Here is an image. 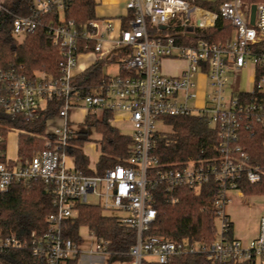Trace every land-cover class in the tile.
Returning a JSON list of instances; mask_svg holds the SVG:
<instances>
[{
    "label": "built area",
    "instance_id": "built-area-1",
    "mask_svg": "<svg viewBox=\"0 0 264 264\" xmlns=\"http://www.w3.org/2000/svg\"><path fill=\"white\" fill-rule=\"evenodd\" d=\"M67 1L34 0L30 16H16L12 21L16 38L40 25L46 29L60 56V77L55 80L37 74L30 78L21 68L0 69V117H22L32 123L52 100L58 98L62 103L57 115L44 123L41 149L26 161L18 156L13 160L7 157L8 135L18 130L8 129L5 136L0 133V197L14 183H40L51 196L53 208L45 218L46 230L32 233L27 242L0 233V254L28 246L44 264H68L79 258L81 251L80 243L66 237V231L75 223L77 207L90 205L103 212H116L120 223L134 231L135 242L128 252L131 261L127 264H167L175 257L202 251L210 264H264V214L259 218L257 236L246 245L233 237L225 214L228 191L237 190L241 181L264 183V163L262 168L252 165L235 143L245 122L264 126V95L256 96L252 89L246 92L249 96L236 95L237 91L225 97L228 74L247 65L264 67V0L256 4L245 0L222 2L220 14L233 30L231 40L223 43L205 42L193 32H181V36L193 39L189 43H181L173 36L178 28L213 27L217 17L185 0H125L127 28L122 29L121 20L116 36H112L115 26L110 20L65 22ZM199 12L212 15V22L200 24ZM49 14H56L58 23L43 24L41 17ZM90 44L93 48L89 51ZM124 48L130 50L129 59L116 76H106L95 93L83 94L71 84L76 75L97 60L116 56L120 50H113ZM82 57L89 63L77 72V61ZM165 60L183 61L185 67L178 75H165ZM256 89L263 92L264 75ZM73 112L82 115V123L70 121ZM103 113L111 115L113 126L124 122L129 127L130 156L101 175H87L76 166L68 150L79 133L92 132L84 124L87 115L100 117ZM188 115H197L218 129L219 145L212 148L214 154L209 157L162 166L150 154L154 137L162 133L155 130V125L169 127L167 118ZM210 183L219 186L213 207L214 221L219 217L221 228L217 233L214 226L208 245L148 235L157 216V196L174 204L180 188L197 192ZM89 195L96 204L87 202ZM95 239L96 249L89 254L106 260L111 254L106 242Z\"/></svg>",
    "mask_w": 264,
    "mask_h": 264
},
{
    "label": "trees",
    "instance_id": "trees-1",
    "mask_svg": "<svg viewBox=\"0 0 264 264\" xmlns=\"http://www.w3.org/2000/svg\"><path fill=\"white\" fill-rule=\"evenodd\" d=\"M34 0H0V69L12 67L21 68L22 72L34 78L44 74L57 80L60 77V56L54 47L50 35L40 25L36 30L24 35L19 41L12 34L14 17H27L32 13ZM203 10L216 14L213 27L209 28H178L172 32L181 43L193 41L181 36V32H193L197 39L208 43H223L231 40L233 30L230 22L221 16L219 6L223 1L208 3L203 0H185ZM248 4H256L263 0H245ZM96 0H68L65 4V22L87 24L97 19ZM53 21L58 23L56 14L41 17L43 24ZM126 20L122 21V29H126ZM93 48L90 44L89 51ZM130 50L120 49L116 56L97 60L92 66L76 75L71 84L80 89L83 94H93L98 90L100 82L106 78L103 68L108 63L117 62L120 67L129 59ZM124 73V72H122ZM126 74V73H125ZM264 75V67L254 68L253 94L262 97L264 93L256 89V83ZM236 95L249 96L246 92ZM62 103L61 99L52 100L34 122H28L22 117H0V129L6 135L8 129L18 130L17 156L26 161L40 150L43 142L44 123L57 115ZM111 115L103 113L100 117L87 115L84 124L87 130L99 135L100 157L95 169H89L83 147L88 143V133H79L71 142L68 154L74 158L76 166L87 175H101L103 171L130 156V136L120 133L111 124ZM171 131L159 133L154 137L150 154L162 165L182 162L192 158H206L214 154L212 148L218 146L220 139L218 129L212 128L197 115L169 117L166 119ZM243 152L249 156L250 163L262 168L264 163V126L261 123L247 121L238 131L235 140ZM202 151V154H201ZM218 184L210 183L195 192L189 188H180L176 195V203H166L163 196H157L155 208L156 219L148 232L150 236L180 241L188 239L208 245L214 233V201L218 192ZM245 196L264 195V183H247L241 181L238 189ZM51 196L40 183H14L7 193L0 197V233L13 235L20 241H29L32 233L42 234L46 230L45 218L53 211ZM74 225L66 231V237L75 243H81L80 229L87 228L98 240L106 242V248L111 253L104 264H127L131 261L129 249L135 242V233L113 215H105L97 206L79 205ZM232 232V223H231ZM79 258L68 264H77ZM0 264H44L35 258L30 248L11 249L0 254ZM167 264H210L207 254L184 255L173 258ZM231 264H255L244 261Z\"/></svg>",
    "mask_w": 264,
    "mask_h": 264
},
{
    "label": "rangeland",
    "instance_id": "rangeland-1",
    "mask_svg": "<svg viewBox=\"0 0 264 264\" xmlns=\"http://www.w3.org/2000/svg\"><path fill=\"white\" fill-rule=\"evenodd\" d=\"M100 3V0H96ZM101 5V3H100ZM126 11V10H125ZM98 13V11H97ZM193 20V17H192ZM19 41H22L23 36L17 38ZM117 50H113L115 53ZM119 52V51H117ZM108 57V56H107ZM83 62V69L88 65V61L84 62V59H79L78 64ZM119 63L113 62L108 63L103 68V73L108 77H114L118 74ZM81 69V70H83ZM80 69H76L78 72ZM254 70L252 65H247L238 72H231L228 74V85L225 93V97L236 91L241 92H250L253 89V85L250 82L251 77H253ZM82 102L79 103L81 105ZM69 119L73 123H82V115L78 112H73L70 114ZM78 128H82L81 124L76 125ZM114 127L120 131V133L131 136L132 132L126 123L114 124ZM155 130L162 133H169L171 131L170 127H167L161 123L155 125ZM18 131L11 132L8 135L7 140V157L9 159H15L17 156V140H18ZM99 135L95 132L88 133V143L84 145L83 152L87 157L88 166L91 169H95L96 163L101 155L100 153V142ZM238 190L228 191V202L225 206V214L233 224V237L238 238L242 244H247L254 233L257 231L258 234V224L261 212L264 208V195L261 196H245L243 199L239 196ZM87 202L89 204H96V200L93 196H87ZM105 215H117L116 212H104ZM214 226L216 232H220L221 220L218 218L214 221ZM80 236L82 238L81 243L79 244V249L81 251L80 257L77 264H104L105 258H99L95 255H90V252H94L96 249V239L89 232L87 228L80 229ZM257 236V235H256Z\"/></svg>",
    "mask_w": 264,
    "mask_h": 264
},
{
    "label": "crops",
    "instance_id": "crops-1",
    "mask_svg": "<svg viewBox=\"0 0 264 264\" xmlns=\"http://www.w3.org/2000/svg\"><path fill=\"white\" fill-rule=\"evenodd\" d=\"M203 1H206L208 3H215L217 1H225V0H203ZM100 3H101V5H100ZM100 3H98L97 7L95 8V16L97 19L110 20L112 23H114L115 30H114L112 36H116L117 28L119 27L120 22H121V20L123 21L125 15L127 14V12L125 11V0H100ZM97 11H98V13H97ZM110 45H111V43L109 42L108 44L105 45V47L107 49H109ZM81 59H84V62L88 61V59L86 57H82ZM82 66H83V62L78 64L77 68L80 69L79 72L82 71L81 70V69H83ZM184 67H185V63L183 61L165 60L162 63V72L165 75L174 76V75H178ZM253 70H254V67H253ZM253 79H254V74H253V77H251V79H250L251 83L253 82ZM252 85H253V83H252ZM239 92H241V91H239ZM263 92H264V89H263ZM115 128H117V127H115ZM89 169H91V168L89 167ZM238 194L242 199L245 197V195H243L240 192ZM263 214H264V208L261 212V216ZM232 235H233V224H232ZM256 235H257V231L251 237V240H253L256 237ZM243 245H246V244H243Z\"/></svg>",
    "mask_w": 264,
    "mask_h": 264
},
{
    "label": "bare ground",
    "instance_id": "bare-ground-1",
    "mask_svg": "<svg viewBox=\"0 0 264 264\" xmlns=\"http://www.w3.org/2000/svg\"><path fill=\"white\" fill-rule=\"evenodd\" d=\"M198 15H199L200 24L203 25L210 24L213 20L212 15H204L202 12H199Z\"/></svg>",
    "mask_w": 264,
    "mask_h": 264
},
{
    "label": "water",
    "instance_id": "water-1",
    "mask_svg": "<svg viewBox=\"0 0 264 264\" xmlns=\"http://www.w3.org/2000/svg\"><path fill=\"white\" fill-rule=\"evenodd\" d=\"M254 11H255V7L252 6L251 7V18H252V21H253ZM190 36H192V35H190Z\"/></svg>",
    "mask_w": 264,
    "mask_h": 264
}]
</instances>
